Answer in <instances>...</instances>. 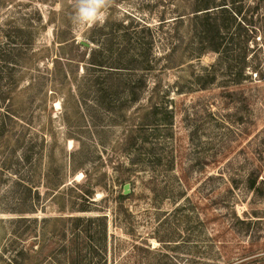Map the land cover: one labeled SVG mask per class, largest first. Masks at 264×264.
<instances>
[{
	"label": "rangeland",
	"instance_id": "374dc122",
	"mask_svg": "<svg viewBox=\"0 0 264 264\" xmlns=\"http://www.w3.org/2000/svg\"><path fill=\"white\" fill-rule=\"evenodd\" d=\"M203 3L226 5L227 64ZM73 15L0 0V264H264V0Z\"/></svg>",
	"mask_w": 264,
	"mask_h": 264
},
{
	"label": "trees",
	"instance_id": "16d2710c",
	"mask_svg": "<svg viewBox=\"0 0 264 264\" xmlns=\"http://www.w3.org/2000/svg\"><path fill=\"white\" fill-rule=\"evenodd\" d=\"M203 1V0H202ZM210 4L206 5L205 6V3L201 4V5H198V7H193V14H194V18L195 20H201L202 22V27H204V33H205V26L207 27V31L210 32L212 31L213 32V36H211V40H212V43L211 46L207 47L206 51H205V46H204V51L207 52L208 51H211V52H215V53H218L219 54V63H222V64H227V62H224L223 59H222V56L224 55V52L225 53H228V48H223L221 49L222 44L220 43H216V41L219 39V33L221 31V26H220V23H219V17H220V14L223 16L224 13L226 12V5L225 4H221V5H218L210 8ZM204 43V41H203ZM222 52H223V55H222ZM231 66L233 69H231L233 71V77H234V82L236 84H242L244 83L247 78H249L250 76H247L246 75V70L247 68H249L247 66V63L245 61H240V62H237V63H232ZM253 73L255 74V77L256 78H260L262 79L264 74L261 70H259V65L257 66V68H255L253 70ZM263 80V79H262ZM148 115V114H147ZM5 129V128H3ZM2 129V131H4ZM255 185H256V181L253 180L251 182V185H250V189H254L255 188ZM122 198H125L122 196ZM81 212H88V208H82L81 210H79ZM90 212V211H89ZM107 217L106 216H100V217H96L94 218L96 221H105L107 220L106 219ZM66 220L70 221V222H73L76 227L78 225V223L80 222H83V218L81 217H70V218H66ZM90 222H94L93 220L90 219ZM76 227H74V229H76Z\"/></svg>",
	"mask_w": 264,
	"mask_h": 264
},
{
	"label": "clouds",
	"instance_id": "9594fccd",
	"mask_svg": "<svg viewBox=\"0 0 264 264\" xmlns=\"http://www.w3.org/2000/svg\"><path fill=\"white\" fill-rule=\"evenodd\" d=\"M109 3L110 0H72L73 22L80 28H91L103 23L104 9Z\"/></svg>",
	"mask_w": 264,
	"mask_h": 264
},
{
	"label": "water",
	"instance_id": "95a60500",
	"mask_svg": "<svg viewBox=\"0 0 264 264\" xmlns=\"http://www.w3.org/2000/svg\"><path fill=\"white\" fill-rule=\"evenodd\" d=\"M83 45H84V46H88L87 44L85 45L84 43H83ZM123 194H124L125 196L130 194V188H129V185H125V186H124Z\"/></svg>",
	"mask_w": 264,
	"mask_h": 264
}]
</instances>
